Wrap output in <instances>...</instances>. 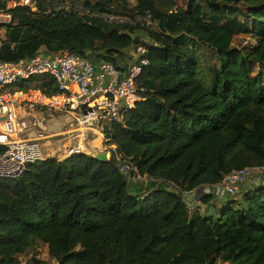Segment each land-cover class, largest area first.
Instances as JSON below:
<instances>
[{"label":"trees","instance_id":"trees-1","mask_svg":"<svg viewBox=\"0 0 264 264\" xmlns=\"http://www.w3.org/2000/svg\"><path fill=\"white\" fill-rule=\"evenodd\" d=\"M9 1L0 0L12 15L0 24L5 61L68 51L126 72L144 44L149 64L137 78L143 99L103 125L104 145L116 146L109 159L47 157L0 178V264H264V184L216 214L184 197L264 165V0H200L199 10L176 0ZM240 34L254 43L235 46ZM199 44L219 61L212 85L200 78ZM15 87L59 93L49 74Z\"/></svg>","mask_w":264,"mask_h":264},{"label":"built area","instance_id":"built-area-1","mask_svg":"<svg viewBox=\"0 0 264 264\" xmlns=\"http://www.w3.org/2000/svg\"><path fill=\"white\" fill-rule=\"evenodd\" d=\"M36 1L10 0L7 8L28 6L35 9ZM11 20L8 10H0V24ZM5 31V27L0 28V51ZM147 54L146 45H137L126 72L113 62H93L68 51L57 54L39 52L19 61L0 58V178H20L30 164L45 159L42 141L49 138L45 130L58 114H67L91 127H97L93 126L97 123L102 132L108 121H120L126 110L143 99V89L138 87L137 78L149 64ZM43 74L54 77L59 93L47 94L40 88L25 90L15 87L23 80ZM84 147L83 142H78L70 152H82ZM115 149V145L106 146L105 153L111 156ZM116 157L120 159L121 155L116 153ZM121 169L127 174L132 167L123 161ZM143 178L136 175L134 179ZM251 180H257V185L264 184V165L234 169L214 188L224 196L237 198Z\"/></svg>","mask_w":264,"mask_h":264},{"label":"crops","instance_id":"crops-1","mask_svg":"<svg viewBox=\"0 0 264 264\" xmlns=\"http://www.w3.org/2000/svg\"><path fill=\"white\" fill-rule=\"evenodd\" d=\"M131 2L136 3V0H131ZM50 123V130H53L55 133H60L63 136L59 138H48L49 143L46 147L45 158L57 157L64 159L72 154L70 149L78 142H83L85 145L82 152L95 156L105 152L104 134L98 126L91 127L85 123H79L75 118L67 114H58ZM257 183V180H251L243 190L257 186ZM207 194L213 195V199L210 203H203L202 198ZM184 197L191 210H200L205 214H216L224 203L232 198L217 192L214 186H202L187 191L184 193ZM41 255L43 258L49 257L47 246Z\"/></svg>","mask_w":264,"mask_h":264},{"label":"rangeland","instance_id":"rangeland-1","mask_svg":"<svg viewBox=\"0 0 264 264\" xmlns=\"http://www.w3.org/2000/svg\"><path fill=\"white\" fill-rule=\"evenodd\" d=\"M178 4L184 6V7H190L193 6L200 9V0H176ZM200 6V7H199ZM144 41H148L149 38H147L145 35H141ZM248 43H254V39H252L251 36L247 34H240L235 37L234 44L235 46H241V45H247ZM197 49L199 58H200V78L207 84L212 85L214 82L213 74H214V68L218 67L219 61L217 58V55L206 45L199 44L195 46ZM133 52V50H131ZM259 66L256 67L255 71L259 70ZM48 124L47 129L45 130V134L49 135V138H59L62 137V134H56L53 130H50V125ZM93 126H98L97 123L93 124ZM56 134V135H55ZM49 143L48 138L44 139L42 141V149H43V155L46 156V147ZM103 153V152H102ZM110 153L107 154V158L109 159ZM44 248H41L40 252H43Z\"/></svg>","mask_w":264,"mask_h":264},{"label":"water","instance_id":"water-1","mask_svg":"<svg viewBox=\"0 0 264 264\" xmlns=\"http://www.w3.org/2000/svg\"><path fill=\"white\" fill-rule=\"evenodd\" d=\"M36 5H37V1L35 2L34 6H36ZM96 157L99 160H106V159H108L107 158V153H105V152L100 153V154H97Z\"/></svg>","mask_w":264,"mask_h":264}]
</instances>
